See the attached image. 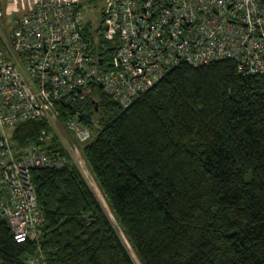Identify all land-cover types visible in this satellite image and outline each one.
<instances>
[{"label":"trees","instance_id":"trees-1","mask_svg":"<svg viewBox=\"0 0 264 264\" xmlns=\"http://www.w3.org/2000/svg\"><path fill=\"white\" fill-rule=\"evenodd\" d=\"M101 91L56 107L101 126L78 147L107 212L74 166L32 169L38 235L14 242L0 208V264H264V74L181 62L124 109ZM41 130L7 128L14 150ZM47 148L66 156L54 135Z\"/></svg>","mask_w":264,"mask_h":264},{"label":"built area","instance_id":"built-area-1","mask_svg":"<svg viewBox=\"0 0 264 264\" xmlns=\"http://www.w3.org/2000/svg\"><path fill=\"white\" fill-rule=\"evenodd\" d=\"M80 1L35 0L8 25L0 0V208L16 243L34 240L42 223L29 171H79V145L101 128L92 118L82 125L80 110L62 119L57 101L97 86L124 109L181 62L229 59L243 73L264 74V0H103L102 31L90 37ZM101 41L109 42L105 56ZM29 119L46 120L51 132L14 150L7 128ZM52 135L66 156L47 148Z\"/></svg>","mask_w":264,"mask_h":264},{"label":"rangeland","instance_id":"rangeland-1","mask_svg":"<svg viewBox=\"0 0 264 264\" xmlns=\"http://www.w3.org/2000/svg\"><path fill=\"white\" fill-rule=\"evenodd\" d=\"M7 7L12 8L15 11V15L17 17L22 16L25 14V11H26V0H17V2L15 3H9ZM79 7L81 9L84 21H88L90 23L91 32L94 34L100 33L102 31V27H98V24L100 23L101 9L104 7L103 0H81ZM5 20L8 25H11L13 23V19L11 18V15L9 12L5 13ZM97 49L99 51L105 50V44L99 43V46L97 47ZM79 162H80V165H79L80 174L82 175L83 179L88 184V186L96 194L97 199L99 200L103 210L106 211V207L101 197L98 195L97 190H95L93 187L94 186L92 183L93 181L85 167L83 160L81 161L79 159Z\"/></svg>","mask_w":264,"mask_h":264},{"label":"water","instance_id":"water-1","mask_svg":"<svg viewBox=\"0 0 264 264\" xmlns=\"http://www.w3.org/2000/svg\"><path fill=\"white\" fill-rule=\"evenodd\" d=\"M9 11H10V13H11V17H14V10H13L12 8H9ZM98 61H100V59H99ZM99 86H100V84H99ZM101 92H102L104 95H106V96L109 95L107 92H105V91H103V90H102ZM90 103L93 105L94 110H96V109H97V102H96V100L91 99V100H90Z\"/></svg>","mask_w":264,"mask_h":264},{"label":"crops","instance_id":"crops-1","mask_svg":"<svg viewBox=\"0 0 264 264\" xmlns=\"http://www.w3.org/2000/svg\"><path fill=\"white\" fill-rule=\"evenodd\" d=\"M35 0H26V11L25 14L28 12L29 10V6L34 2ZM17 2V0H5V3L8 5L9 3H15ZM15 13V11H14Z\"/></svg>","mask_w":264,"mask_h":264}]
</instances>
